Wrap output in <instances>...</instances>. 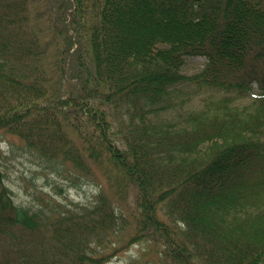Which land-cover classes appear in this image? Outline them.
Here are the masks:
<instances>
[{
  "label": "trees",
  "instance_id": "obj_1",
  "mask_svg": "<svg viewBox=\"0 0 264 264\" xmlns=\"http://www.w3.org/2000/svg\"><path fill=\"white\" fill-rule=\"evenodd\" d=\"M0 132L135 188L17 204L0 157V264H264V0H0Z\"/></svg>",
  "mask_w": 264,
  "mask_h": 264
},
{
  "label": "rangeland",
  "instance_id": "obj_2",
  "mask_svg": "<svg viewBox=\"0 0 264 264\" xmlns=\"http://www.w3.org/2000/svg\"><path fill=\"white\" fill-rule=\"evenodd\" d=\"M148 25L149 23L143 20L135 24L133 26L134 35L145 33L144 30ZM197 62L199 61H194V63ZM195 67H197L196 64H188L189 69ZM0 157L1 161L7 166V175L4 182L11 192L13 201L17 204L38 205L47 197H51L57 202L74 208L77 204L90 203L89 201L101 188H104L105 193L112 197L111 194L109 195L108 183L104 181L99 170H95V176L89 177L87 183H85V180L78 183V181H72L66 176H58L25 152L21 142L15 136L3 135L1 132ZM74 175L81 178L78 174ZM134 190V186L129 184L124 198L112 197L115 205H118L123 211H129L134 199ZM118 241L123 246L117 251H112L114 250L112 249V253L105 260V264L128 263L130 259L137 258L140 255L141 248L144 246L142 242L138 244L131 241L127 236L119 238Z\"/></svg>",
  "mask_w": 264,
  "mask_h": 264
}]
</instances>
